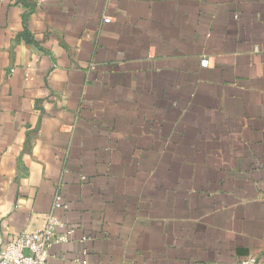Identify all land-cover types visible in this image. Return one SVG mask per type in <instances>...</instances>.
Instances as JSON below:
<instances>
[{
	"label": "crops",
	"instance_id": "crops-1",
	"mask_svg": "<svg viewBox=\"0 0 264 264\" xmlns=\"http://www.w3.org/2000/svg\"><path fill=\"white\" fill-rule=\"evenodd\" d=\"M51 212L47 264L264 259V0H0V236Z\"/></svg>",
	"mask_w": 264,
	"mask_h": 264
},
{
	"label": "built area",
	"instance_id": "built-area-1",
	"mask_svg": "<svg viewBox=\"0 0 264 264\" xmlns=\"http://www.w3.org/2000/svg\"><path fill=\"white\" fill-rule=\"evenodd\" d=\"M109 20L105 18V21ZM208 63L207 58L202 59L203 66H207ZM59 199L60 196L56 195L54 208L61 207ZM60 226H62L61 220L51 212L42 230L24 231L13 241H4L0 236V264H47L52 244L67 239L66 234H58L57 230ZM238 264H264V259L251 254Z\"/></svg>",
	"mask_w": 264,
	"mask_h": 264
},
{
	"label": "rangeland",
	"instance_id": "rangeland-1",
	"mask_svg": "<svg viewBox=\"0 0 264 264\" xmlns=\"http://www.w3.org/2000/svg\"><path fill=\"white\" fill-rule=\"evenodd\" d=\"M260 259H262V258H260Z\"/></svg>",
	"mask_w": 264,
	"mask_h": 264
}]
</instances>
